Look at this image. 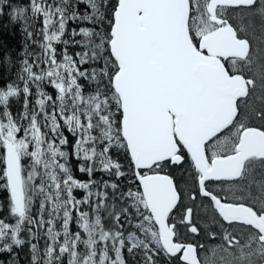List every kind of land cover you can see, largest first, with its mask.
<instances>
[{
  "label": "snow or ice",
  "instance_id": "snow-or-ice-1",
  "mask_svg": "<svg viewBox=\"0 0 264 264\" xmlns=\"http://www.w3.org/2000/svg\"><path fill=\"white\" fill-rule=\"evenodd\" d=\"M81 4L90 11L81 13ZM256 5L257 0H30L32 18H43L41 54L23 62L24 110L18 118L8 103L21 87L0 90V188L7 192L9 212L0 218V253L28 244L31 264H63L65 255L67 264H127L125 249L142 252V264H158L161 255L165 264H264V6L257 22ZM233 9L251 13L238 28L230 23ZM25 12L14 9L13 19H30ZM69 21L91 27L72 29L67 39ZM33 35L27 31L29 39ZM70 43L83 50L74 58L65 47L58 58L56 45ZM41 64L46 67L34 71ZM92 64L90 71L84 67ZM81 79L95 85L87 95ZM45 81L54 95L41 87ZM33 84L39 112L29 108ZM252 120L261 126L246 122ZM65 145L74 148L87 180L74 176ZM114 148L130 156L138 181L135 190L120 193L124 205L118 209L109 207L107 191L115 193L118 183L94 179L96 172L125 175L111 155ZM189 161L192 194L184 196L191 206L184 205L177 222L172 213L181 189L162 173ZM214 181L229 182L232 195L213 191ZM76 189L84 191L83 199ZM197 199L207 201L221 244L205 248L185 238L200 232ZM101 209L113 227L106 228ZM125 221L135 230L126 231ZM41 229L47 238L42 254L32 243ZM25 231L28 240L21 238ZM207 232L213 239L218 235Z\"/></svg>",
  "mask_w": 264,
  "mask_h": 264
},
{
  "label": "trees",
  "instance_id": "trees-1",
  "mask_svg": "<svg viewBox=\"0 0 264 264\" xmlns=\"http://www.w3.org/2000/svg\"><path fill=\"white\" fill-rule=\"evenodd\" d=\"M53 0H49V3H52ZM79 11L82 13L84 11H90L87 8V5L81 4L78 6ZM24 8L26 9L25 15L30 19H13V10ZM81 26L91 27L85 23H77L69 21L67 25V35L65 38L71 39V31L72 29H79ZM43 27V18L42 17H35L32 18V14L30 12V0H0V90H6V86L9 84L19 85L21 87V93L18 97H10L8 108L12 112L14 117H19L24 110V95L22 92L23 82L21 81L20 77L25 75L23 73L24 67V60L27 59L29 62L36 60V57L41 54L40 48V41L42 40V36L40 35L41 28ZM27 31H31L34 35L32 39H29L27 36ZM75 39L79 40L81 37L77 36ZM36 41V43L33 42ZM58 49V58L62 59V55H60L65 47L68 50L70 55H73L75 58V53L82 51L83 49L79 45L69 44L67 46L62 44L56 45ZM29 53H35V55H28ZM95 65H87L84 67H88L89 71L91 67ZM46 65L41 64L39 68H34V71L37 73L40 72L41 69L45 68ZM81 83L82 91L85 95H87L90 91H93L95 85L90 83L87 80L81 79L79 81ZM41 87L45 92L49 95L55 94V89L51 87L46 81L41 84ZM39 98L35 85L31 86V96L28 97L29 100V108L34 109L39 112V106L36 104V100ZM2 110V107H0ZM45 110L49 113L52 112L51 101H47L45 105ZM42 116H41V123H42ZM19 123H26L24 121H19ZM62 123V121H61ZM23 133H19L18 135H22ZM66 136L72 141L74 145L75 140L71 137V133H68L65 129ZM58 142V141H57ZM63 150L69 152L68 163L71 167L73 174L76 178L80 180H87L88 177L84 173H80L78 170V162L74 155V148L70 147L69 145L63 146ZM111 155L114 160H118L122 166V170L124 171L125 175L117 179L115 176H108L104 172H96L94 175V179L97 181H104L108 180L110 182L118 183L119 188L113 193V189L108 188L107 191L109 193L108 204L111 208L113 205L118 209L119 207L124 205V202L120 199L121 192H127L129 188L135 190L138 182L134 177V168L131 166L130 157L127 155L124 150L122 149H112ZM24 167L27 168L29 165V159L26 157L23 160ZM183 168V167H182ZM175 171L177 169H181V167L174 168ZM184 169V168H183ZM166 174L172 175L173 173L171 170H166ZM178 177V176H177ZM2 183V181H0ZM190 186V183H188ZM97 189H93L95 192ZM74 195L78 199H83L85 193L83 190L76 189L74 190ZM95 200V197H93ZM131 202L129 201V204ZM39 198L34 201L33 210L34 213L38 209ZM84 211H90L88 205L83 206ZM103 217L102 222L105 224L106 228H110L108 225L109 223H113V220L109 217L108 212L101 209L100 213ZM9 215L8 212V198L7 192L0 188V218L7 217ZM139 218L137 217L134 220V223L137 222ZM14 223V221H10ZM125 223V230L126 231H134L132 226L127 225ZM70 230L75 232L78 230V227L73 221L70 224ZM41 235L38 239L32 240V243H36L38 248L40 249L41 254L43 253L45 243L47 242L46 236L43 235L44 229L40 230ZM140 235L139 232H137ZM21 238L28 240L29 236L28 233L22 232ZM62 239V237H61ZM81 252L84 251L83 245L80 246L79 249ZM124 255L127 261V264H142V252H137L136 255L128 254L127 250H124ZM31 264V252H30V245L25 244L20 246L19 248L13 247V252H2L0 253V264ZM67 261V255L62 258L63 264Z\"/></svg>",
  "mask_w": 264,
  "mask_h": 264
},
{
  "label": "flooded vegetation",
  "instance_id": "flooded-vegetation-1",
  "mask_svg": "<svg viewBox=\"0 0 264 264\" xmlns=\"http://www.w3.org/2000/svg\"><path fill=\"white\" fill-rule=\"evenodd\" d=\"M263 0H257V5L255 10L258 9V7L262 4ZM241 12V10L239 9H233V10H229L228 15L231 17L230 19V23H232L234 26H236L237 28L239 26V19L237 17V15ZM241 36H243L240 33ZM227 62H226V67H227ZM186 160H187V156H186ZM190 161L188 163H185L183 166H169L168 169L166 170H171L173 173L172 178L174 179L175 184L181 189V201L178 205V207L173 211L172 216L173 218H175L178 222V218L179 216L183 213L184 211V205L188 204L191 206V201L188 199V196H184V192L187 191L188 195L190 196L192 194L191 189H192V179L190 177V167H189ZM181 167V169H177L175 171L174 168H178ZM184 169H183V168ZM164 174V173H162ZM178 176V177H177ZM188 183H190V186L188 185ZM185 185V187H184ZM209 187L215 191L220 193L221 195L227 194V196H231L232 193L229 191V182H211ZM252 190V189H251ZM239 193L237 192V195ZM206 205H207V201L204 200L203 204L201 199H197L196 201V205L194 206L196 208L195 211V216H194V220L195 223H197L200 226V232L199 235L196 234H192V233H187L186 237L187 239H190L191 242L193 243H197V244H202L205 246V248H209L211 246H216L221 244L222 242V232L220 231L219 225H215L211 223L210 217L212 215L210 210H206ZM225 226L227 227V224H225ZM207 229H211L212 231H216L218 233L216 238H210L208 236V232ZM231 231H236L239 232L238 228H234V229H230ZM179 231L181 236L185 235V229L183 226L179 227ZM157 261L158 264H165L166 262V258L163 257L162 255L160 257H157Z\"/></svg>",
  "mask_w": 264,
  "mask_h": 264
},
{
  "label": "rangeland",
  "instance_id": "rangeland-1",
  "mask_svg": "<svg viewBox=\"0 0 264 264\" xmlns=\"http://www.w3.org/2000/svg\"><path fill=\"white\" fill-rule=\"evenodd\" d=\"M262 6H264V0H263V2H262V4L258 7V9L257 10H255V12H256V14H257V22H258V20H259V16H258V12H259V9H260V7H262ZM251 15V13H248V12H244L243 13V15H242V11L237 15V17H238V19H239V23H238V25L237 26H240V22H241V19L242 18H245V17H248V16H250ZM242 35H244V33H241ZM252 43H253V48L256 50V51H259V49L257 48V43H258V41H256V40H253L252 41ZM259 91V90H258ZM241 112H243V111H245V109L243 108V106H241ZM247 123H251L253 126H256V127H260L261 125H260V122L259 121H257V120H252V121H246ZM29 164H30V161H29ZM184 187H185V185H184ZM251 192H252V194L254 195V196H258L260 193H259V191H258V189L255 187V186H253L252 187V190H251ZM239 193V192H238ZM241 193H239L238 195H240ZM245 195H246V193H245ZM110 228L111 227H113V223H109V225H108ZM68 259V258H67ZM65 264H67V261L65 262Z\"/></svg>",
  "mask_w": 264,
  "mask_h": 264
}]
</instances>
